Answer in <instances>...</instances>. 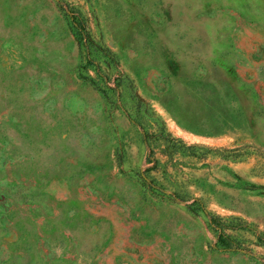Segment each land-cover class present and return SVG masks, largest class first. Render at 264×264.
Wrapping results in <instances>:
<instances>
[{
	"label": "rangeland",
	"instance_id": "374dc122",
	"mask_svg": "<svg viewBox=\"0 0 264 264\" xmlns=\"http://www.w3.org/2000/svg\"><path fill=\"white\" fill-rule=\"evenodd\" d=\"M0 264H264V0H0Z\"/></svg>",
	"mask_w": 264,
	"mask_h": 264
},
{
	"label": "trees",
	"instance_id": "16d2710c",
	"mask_svg": "<svg viewBox=\"0 0 264 264\" xmlns=\"http://www.w3.org/2000/svg\"><path fill=\"white\" fill-rule=\"evenodd\" d=\"M211 220H213V218H212ZM212 223H213V222H212Z\"/></svg>",
	"mask_w": 264,
	"mask_h": 264
}]
</instances>
